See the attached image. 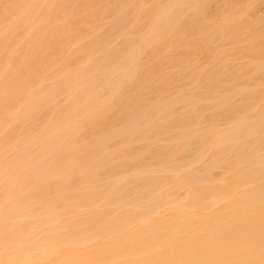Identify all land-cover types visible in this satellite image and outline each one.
<instances>
[{"label": "bare ground", "instance_id": "bare-ground-1", "mask_svg": "<svg viewBox=\"0 0 264 264\" xmlns=\"http://www.w3.org/2000/svg\"><path fill=\"white\" fill-rule=\"evenodd\" d=\"M262 182L264 0H0V262L258 264Z\"/></svg>", "mask_w": 264, "mask_h": 264}, {"label": "snow or ice", "instance_id": "snow-or-ice-1", "mask_svg": "<svg viewBox=\"0 0 264 264\" xmlns=\"http://www.w3.org/2000/svg\"><path fill=\"white\" fill-rule=\"evenodd\" d=\"M5 9L14 7L13 5H4ZM4 178L5 181H7L8 179V170L7 168H5L4 171ZM264 183V182H262ZM5 245H7L9 243L8 239H7V233L4 234V239L2 241ZM0 264H3V262H0ZM181 264H183V262H181ZM189 264H203V262H189ZM225 264H257L256 261L254 260H245V261H230V262H225ZM258 264H264V242H262V247H261V259L259 260Z\"/></svg>", "mask_w": 264, "mask_h": 264}]
</instances>
